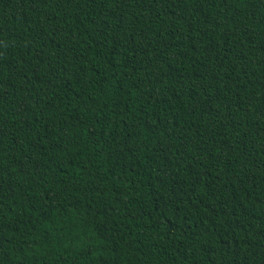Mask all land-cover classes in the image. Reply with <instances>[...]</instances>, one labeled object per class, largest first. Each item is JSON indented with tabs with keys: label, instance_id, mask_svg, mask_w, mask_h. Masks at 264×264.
I'll use <instances>...</instances> for the list:
<instances>
[{
	"label": "trees",
	"instance_id": "16d2710c",
	"mask_svg": "<svg viewBox=\"0 0 264 264\" xmlns=\"http://www.w3.org/2000/svg\"><path fill=\"white\" fill-rule=\"evenodd\" d=\"M0 264H264V0H0Z\"/></svg>",
	"mask_w": 264,
	"mask_h": 264
}]
</instances>
